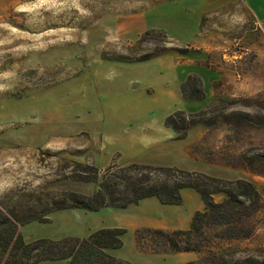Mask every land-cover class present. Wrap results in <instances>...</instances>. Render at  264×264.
I'll list each match as a JSON object with an SVG mask.
<instances>
[{
	"label": "rangeland",
	"instance_id": "rangeland-1",
	"mask_svg": "<svg viewBox=\"0 0 264 264\" xmlns=\"http://www.w3.org/2000/svg\"><path fill=\"white\" fill-rule=\"evenodd\" d=\"M201 2L0 0V208L41 206L38 201L66 189L93 191L96 183L69 177L75 161L99 168L174 166L244 178L264 197V20L244 12L204 14ZM151 30L163 31L173 41L170 46L189 44L203 54L167 50L138 60L163 47L162 35L140 42ZM208 43L216 47L211 52L204 50ZM189 60L214 75L204 73L206 101L219 122L201 126L203 133L191 128L179 139L166 119L192 108L181 87L193 73L183 64ZM215 197L221 201L225 195ZM183 198L176 205L154 196L126 208L69 207L51 213L49 222L33 221L21 230L32 241L122 227L127 229L123 247L110 250L117 259L133 264L201 260L211 253L156 252L149 240L141 245L137 240V230L146 227L188 228L204 201L195 188H185ZM252 224L248 237L214 240L211 249L220 256L209 264L248 256L264 260V206Z\"/></svg>",
	"mask_w": 264,
	"mask_h": 264
},
{
	"label": "trees",
	"instance_id": "trees-1",
	"mask_svg": "<svg viewBox=\"0 0 264 264\" xmlns=\"http://www.w3.org/2000/svg\"><path fill=\"white\" fill-rule=\"evenodd\" d=\"M164 38L161 49H155L135 57L144 60L161 55L167 50L182 54L193 51L189 44L170 46L173 41L163 32L148 31L140 42ZM186 99L201 100L206 97L205 83L201 76L189 74L181 84ZM213 109L206 107L198 111L176 110L166 119V124L177 132V138H186L196 125L206 128L218 124ZM69 177L74 180L94 182L91 192L66 189L41 199L30 207L0 208V264H38L43 261H66L67 264H133L117 259L110 250L123 247L122 227H103L86 237L64 236L59 239L37 238L27 241L21 227L33 221L49 222L54 211L77 207L97 211L104 207L126 208L142 199L157 197L163 204L183 203V190L195 188L204 201L188 228L146 227L137 230L141 245L149 240L156 252H203L211 254L201 260L182 264H209L217 262L220 254L211 249L216 239H234L250 236L253 231L252 217L264 206V197L256 184L244 178L227 179L200 171H188L178 167L154 166L130 163L110 164L99 168L88 162L75 161ZM162 174V175H161ZM161 176H164L163 178ZM217 194L225 197L218 201ZM214 258V259H211ZM232 264H264V260L248 256Z\"/></svg>",
	"mask_w": 264,
	"mask_h": 264
},
{
	"label": "crops",
	"instance_id": "crops-1",
	"mask_svg": "<svg viewBox=\"0 0 264 264\" xmlns=\"http://www.w3.org/2000/svg\"><path fill=\"white\" fill-rule=\"evenodd\" d=\"M199 10H201V12L204 14L207 12V10L225 11L227 12V15L235 14V16L236 15L238 16L240 12H244L246 13V15H249L251 18L257 17L259 19L264 20V0H202L199 6ZM203 16H202V22H203ZM198 19H201V17H199ZM201 24L199 26H201ZM211 48H216V47L214 46L209 47V43H208L207 49L205 48L204 50H208L209 52H211L212 51ZM189 54L194 56L196 54L202 55L203 53H201L200 51H191L189 53H186V55H189ZM183 64L189 67L191 72L196 73L202 77L205 83L206 97H207L208 96V93H207L208 81H206L204 73L214 76L212 71L210 72L206 71L205 68H203L201 64L196 63L195 60H192V61L189 60L188 62L184 61ZM206 97L201 100L187 99L189 100L191 104L190 107L192 106V108H190L189 110L198 111L203 108H206L210 104L209 102L206 101L207 99ZM201 126L203 125L199 124V125L194 126L198 128L199 133H203L205 131L204 127H201Z\"/></svg>",
	"mask_w": 264,
	"mask_h": 264
}]
</instances>
